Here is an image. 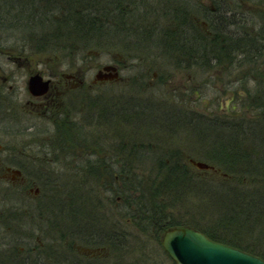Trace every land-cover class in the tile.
<instances>
[{"label":"trees","instance_id":"16d2710c","mask_svg":"<svg viewBox=\"0 0 264 264\" xmlns=\"http://www.w3.org/2000/svg\"><path fill=\"white\" fill-rule=\"evenodd\" d=\"M148 1L0 0V37L17 34L40 55L63 53L72 62L130 36L137 47L157 39L167 49L186 50L182 26L200 13L199 0H158L164 26L149 29L140 24L157 12L139 11ZM212 32L218 37L212 33L211 42L197 35L216 63L228 50L232 57L264 56L251 35ZM256 80L263 89L264 72ZM88 91L84 107L80 95L71 97L70 116L54 119L55 130L42 143L53 157L47 175L37 174L36 214L26 217L23 244L0 245V264H159L156 256H166L161 238L175 227L264 260V93H246L230 116L211 118L135 99L130 108L113 94L102 99ZM132 122L137 129L131 133L116 130ZM184 126L193 130H180ZM181 131L194 135V149L169 145ZM187 157L217 172L197 171ZM60 162L77 163L60 174L51 166Z\"/></svg>","mask_w":264,"mask_h":264},{"label":"rangeland","instance_id":"374dc122","mask_svg":"<svg viewBox=\"0 0 264 264\" xmlns=\"http://www.w3.org/2000/svg\"><path fill=\"white\" fill-rule=\"evenodd\" d=\"M160 2L149 0L147 7L142 6L139 8L140 13L147 10V8L157 12L154 16L150 14L145 17L141 22L142 24H140L142 27L147 28V26L154 25L157 22L158 27L164 26L163 23H160L165 20L164 15L161 14L164 7ZM196 2L197 0H195ZM198 2L203 6L202 9H198L200 13L197 16L201 22L199 26L201 28L200 37L203 33V36H209V42L212 41V38H210L213 33L210 27L212 12L209 11L208 6L219 9V11H225L227 8V12L231 11L233 13L234 26L232 31H235L236 34L238 31L240 35H251L256 43L259 42L260 46L263 45L260 50H264V0H199ZM151 27L149 26L148 29ZM139 35L143 37L145 34ZM199 35H197V47L200 58L198 59L199 66L196 69L187 68L181 63L184 57L182 53L191 50L193 47L191 41H188V48L185 51L180 48V50L167 49L157 39L154 43L149 40L142 46L137 47L130 43L131 36L126 37L123 41H120L121 38L120 40L115 38V43H110L104 48V51L91 50L83 52L77 61L72 62L63 53L40 55L35 47L25 46L23 40L17 34L9 37L5 33L0 37V145L12 149V155L17 158L14 161H31L34 163V169L27 167L28 165H23L24 175L30 181L25 185L21 201L24 210L21 220L22 232L26 226L28 227L26 217L36 214L34 208L41 198L42 193L40 192L41 188L38 184L37 174L41 173L40 170H43V174L47 175L48 164L52 162L50 160L53 155L49 151V147L42 143H45L47 135L55 130L54 119H56L55 116L46 118L41 114L31 113L27 105L30 97L25 88L29 73H39L45 80L50 78L49 75L52 74L56 80H59L61 78L60 74H80L83 70L84 91L102 93V99H105L108 94H113L121 102H129L125 106L130 108L133 107L130 101L135 99L133 101L135 104L138 102H149L152 105L154 103L155 105L156 103L168 104L173 108H180L187 114L194 112L211 118L213 115L224 114L230 116V107L234 102L239 105L238 100L247 101V96H244L246 93L251 95L248 96L249 98L257 97L256 92L258 91L264 93V87L261 89L259 87L260 83L256 80V76L258 77V74L264 72V56L259 60L247 57L248 54L245 57L238 55L232 57L231 51L228 50L227 55L222 57L223 61L221 62L222 64L229 62L232 64L231 67L229 69L213 67L214 61L211 58L213 55L210 47L205 44L202 47L203 43L200 41ZM213 35L215 36L214 39H217L218 35L214 33ZM189 39L191 40V38ZM203 49L206 50V55L201 57ZM118 62L122 70L120 72L122 82L115 85L105 83L90 88L94 75L98 70L107 65H117ZM194 88L196 93L193 91ZM70 95L73 99L78 98L80 92H72L68 97H71ZM66 106L65 109H67ZM238 111L239 114H242L239 109ZM244 113L247 118H250L249 111ZM127 125L123 128L117 126L116 130H130L129 133H131L137 129L134 122ZM180 130L193 129L184 126ZM6 133L8 137L5 136ZM12 134L20 136L13 138L11 137ZM37 134H41L39 139ZM169 142L171 146L194 149L197 140L193 134L181 131V133L177 132ZM23 147H25L24 150ZM186 159L190 160L189 157ZM41 162L42 164L46 162L47 165L41 167V165L39 166ZM76 163L68 165V163L60 162L51 166L55 168L56 173L64 174L68 172L67 169L76 166ZM116 200L120 202L119 199ZM8 204L10 205V202ZM6 208L0 202V212H4ZM35 235L38 236V233L35 232ZM156 260L159 264H173L167 256H161L160 254L156 256Z\"/></svg>","mask_w":264,"mask_h":264},{"label":"flooded vegetation","instance_id":"af4514ba","mask_svg":"<svg viewBox=\"0 0 264 264\" xmlns=\"http://www.w3.org/2000/svg\"><path fill=\"white\" fill-rule=\"evenodd\" d=\"M209 7V11L212 12L210 16L211 24L214 32H220L221 35H227L231 38L239 37L240 33L237 34L235 31L233 32V13L231 11L227 12V8L225 11H219V9ZM231 12V13H229ZM192 16L189 20L188 24L182 26L185 28L182 33L186 35L187 38H191L188 41L193 42L192 49L187 50V52H183L182 64L187 68L196 69L199 66L198 59L200 58V53L197 47V34L199 33L200 19L199 17ZM224 17V18H223ZM223 19H225L223 21ZM187 41V44H188ZM184 50V49H183ZM186 51V50H185ZM231 51V50H230ZM227 55V53H226ZM191 60V62H190ZM211 65V64H210ZM231 63L222 64V62L212 64L213 67L218 68H227L231 67ZM117 68V73H119V78L115 81H103L97 84H93L90 88L95 86H100L102 84H119L122 82V78L120 77V72L122 71L120 68L119 62L117 65H113ZM35 74V72L29 73V76ZM50 84L46 94L40 97H32L29 95V100L27 101V105L31 110V113L41 114L46 118L55 116V118L59 119L65 113L70 116L71 110H69L68 106L71 102V97H68L72 92H80V97L82 101V106L84 107V71L82 70L80 74L78 73H69V74H60L59 80L55 79V76L49 75ZM195 93L196 90L194 88ZM194 93V94H195ZM67 105V106H66ZM65 106L67 109H65ZM74 106V105H73ZM73 108V107H72ZM71 108V109H72ZM76 108V106H75ZM41 135V134H40ZM8 137L7 133L5 135ZM12 134L11 137L15 138ZM37 136H39L37 134ZM43 147V146H42ZM23 150L25 147L22 148ZM24 152V151H23ZM12 149L10 147L0 145V202L4 204L6 209L4 212H0V243H23V232H22V216L24 210L21 206L22 196L24 194L25 185H27L30 179L26 178L23 172V165H28L33 169L34 163L23 162V161H14L16 157L12 155ZM37 159L36 157H33ZM17 159V158H16ZM10 202V205L8 204ZM13 203V204H11ZM9 205V206H8ZM17 240V241H16ZM15 241V242H14ZM0 244V245H1ZM22 250V248H20Z\"/></svg>","mask_w":264,"mask_h":264},{"label":"water","instance_id":"95a60500","mask_svg":"<svg viewBox=\"0 0 264 264\" xmlns=\"http://www.w3.org/2000/svg\"><path fill=\"white\" fill-rule=\"evenodd\" d=\"M117 68L105 66L94 75L93 83L115 81L119 78ZM50 80H43L39 74L31 75L26 84L32 97L47 93ZM200 171L217 172L205 163L189 160ZM161 247L174 264H264L261 258L249 255L239 249L214 242L200 232L187 227L166 230L161 238ZM84 253H90L85 250Z\"/></svg>","mask_w":264,"mask_h":264},{"label":"bare ground","instance_id":"6f19581e","mask_svg":"<svg viewBox=\"0 0 264 264\" xmlns=\"http://www.w3.org/2000/svg\"><path fill=\"white\" fill-rule=\"evenodd\" d=\"M256 45H257L258 47H260L259 50L261 49V47H263V45L260 46V44H258V43H256ZM260 51H261V50H260Z\"/></svg>","mask_w":264,"mask_h":264}]
</instances>
